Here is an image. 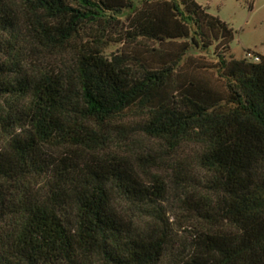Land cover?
Here are the masks:
<instances>
[{
	"label": "trees",
	"instance_id": "trees-1",
	"mask_svg": "<svg viewBox=\"0 0 264 264\" xmlns=\"http://www.w3.org/2000/svg\"><path fill=\"white\" fill-rule=\"evenodd\" d=\"M233 39L195 0H0V264H264V54ZM134 121L169 174L110 154Z\"/></svg>",
	"mask_w": 264,
	"mask_h": 264
},
{
	"label": "rangeland",
	"instance_id": "rangeland-1",
	"mask_svg": "<svg viewBox=\"0 0 264 264\" xmlns=\"http://www.w3.org/2000/svg\"><path fill=\"white\" fill-rule=\"evenodd\" d=\"M210 15L219 17L220 20L228 24L234 33V39L230 44V54L237 59H246L248 53L264 54V0H195ZM125 21V18L122 19ZM129 22H126V27ZM124 34V33H123ZM119 40L121 37H112ZM130 40L122 43L111 42L106 48V54L111 56L117 52L134 51L135 44H129ZM139 44V43H138ZM152 46V45H150ZM130 122V121H129ZM135 121L126 128L129 132L126 135L119 134V128L114 129L113 142L109 145L110 154L118 153L121 156L129 157L134 154L137 156L149 157L156 161L157 166L163 169L164 174L170 172L168 169V158L170 152L160 142L148 140L138 133L134 128ZM6 137L0 132V153L5 151ZM152 172H160L155 168ZM172 187V186H171ZM175 222L174 227L179 236L185 234L186 226L183 221L178 220L177 216L171 215V221Z\"/></svg>",
	"mask_w": 264,
	"mask_h": 264
},
{
	"label": "built area",
	"instance_id": "built-area-1",
	"mask_svg": "<svg viewBox=\"0 0 264 264\" xmlns=\"http://www.w3.org/2000/svg\"><path fill=\"white\" fill-rule=\"evenodd\" d=\"M245 60L247 62L257 63L260 61V55L248 53L247 58Z\"/></svg>",
	"mask_w": 264,
	"mask_h": 264
}]
</instances>
